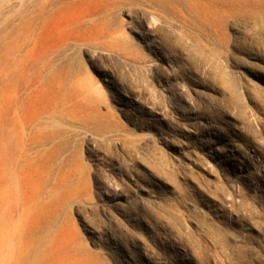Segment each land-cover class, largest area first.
<instances>
[{
  "label": "rangeland",
  "instance_id": "obj_1",
  "mask_svg": "<svg viewBox=\"0 0 264 264\" xmlns=\"http://www.w3.org/2000/svg\"><path fill=\"white\" fill-rule=\"evenodd\" d=\"M0 264H264V0H0Z\"/></svg>",
  "mask_w": 264,
  "mask_h": 264
}]
</instances>
